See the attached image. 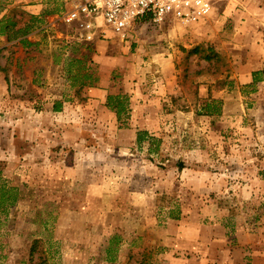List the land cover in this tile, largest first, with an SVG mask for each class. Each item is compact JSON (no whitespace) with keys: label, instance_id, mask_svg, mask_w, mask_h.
Returning a JSON list of instances; mask_svg holds the SVG:
<instances>
[{"label":"rangeland","instance_id":"obj_1","mask_svg":"<svg viewBox=\"0 0 264 264\" xmlns=\"http://www.w3.org/2000/svg\"><path fill=\"white\" fill-rule=\"evenodd\" d=\"M4 1L0 17L21 8L46 31L0 36V183L17 189L0 264H264V25L228 0L208 22L77 43L69 0ZM253 70L259 83L237 81ZM108 95L127 97L119 119Z\"/></svg>","mask_w":264,"mask_h":264},{"label":"built area","instance_id":"obj_2","mask_svg":"<svg viewBox=\"0 0 264 264\" xmlns=\"http://www.w3.org/2000/svg\"><path fill=\"white\" fill-rule=\"evenodd\" d=\"M212 10L213 0H69L61 18L74 42L104 38L107 31L126 41L139 22L157 26L170 19L190 25L206 19Z\"/></svg>","mask_w":264,"mask_h":264},{"label":"trees","instance_id":"obj_3","mask_svg":"<svg viewBox=\"0 0 264 264\" xmlns=\"http://www.w3.org/2000/svg\"><path fill=\"white\" fill-rule=\"evenodd\" d=\"M8 2H3L2 6L0 7L1 10L6 9ZM17 12L18 18L11 19L8 15L3 14L0 17V36H5L7 41H15L22 43L24 46L32 45L33 43L28 40L27 35L32 32L34 29L39 28V31H43L41 28V24L43 23V18L40 15H34L24 11L21 8L14 9ZM89 43V42H85ZM198 49L195 48V51ZM259 72H253V81L258 80L257 74ZM91 86V83H89ZM115 99L117 101L116 107L110 104V101ZM217 102V101H215ZM127 105V97L126 95H108L106 106L109 107L111 110L115 111L117 118H120L121 111L126 112V108L124 109L123 104ZM212 106L211 103H206L204 105V110H206L207 115L212 114L209 111L210 107ZM58 107H55L54 110H57ZM149 140L148 142L154 140V137L150 135L147 131H138L137 132V141L141 142L143 140ZM14 192V193H13ZM17 192L16 187L8 186L4 183H0V211L4 210L8 204H13L17 200ZM175 218H178L175 216Z\"/></svg>","mask_w":264,"mask_h":264},{"label":"crops","instance_id":"obj_4","mask_svg":"<svg viewBox=\"0 0 264 264\" xmlns=\"http://www.w3.org/2000/svg\"><path fill=\"white\" fill-rule=\"evenodd\" d=\"M218 3L220 4V7L214 6V8H213L214 10H212L210 17L216 18L217 14H218V9H223L221 6L224 4L225 5L227 4V6H225V8H224L226 10V8H228V6L230 4V2L228 0H219ZM231 4H232L231 5L232 9H234V7H236V6L242 5V8L239 7L237 12L232 13V15H231L232 17L245 19L247 21V25L255 28L256 31H258L260 25H264V0H231ZM31 12L39 13V10L32 9ZM210 19L206 18V22H208ZM46 26L49 28L48 22H47ZM42 28H43V31H46V29L44 27H42ZM261 42H264V41H261ZM263 45H264V43H263ZM253 71L255 72V70H253ZM253 71H250L249 75H245V74L244 75H240V74L237 75V81L240 84L251 83L253 81V74H252ZM259 82H260V80H257V83H259ZM101 86H102V81L99 80V84L97 87L89 86L87 91H89V95L93 94L94 96L99 97V99H97L98 101L103 102L104 95L101 92V90L99 89V87H101ZM235 236H239L238 242L241 245H243V244H247V242H249V237H251L252 234H250L249 232L245 233L242 231V229H239V230H236ZM245 236L248 239L245 240ZM238 253H240V252L234 251L232 253H227L226 254L227 259L235 257L232 259L237 260V262H233V264H248V263L249 264H256V257L258 256L257 253H250L248 259L242 257L243 255L238 254ZM245 262H247V263H245Z\"/></svg>","mask_w":264,"mask_h":264}]
</instances>
